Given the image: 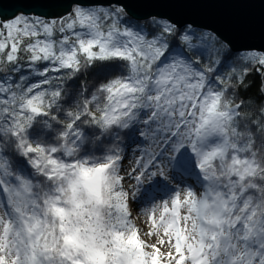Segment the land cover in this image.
<instances>
[{
  "label": "snow or ice",
  "instance_id": "snow-or-ice-1",
  "mask_svg": "<svg viewBox=\"0 0 264 264\" xmlns=\"http://www.w3.org/2000/svg\"><path fill=\"white\" fill-rule=\"evenodd\" d=\"M251 2L157 0L177 14L141 17L130 0H18L0 15V264H264V105L231 98L249 77L264 97V21L260 44L238 45L243 19L180 15ZM89 69L95 91L72 104ZM85 126L112 137L105 154Z\"/></svg>",
  "mask_w": 264,
  "mask_h": 264
},
{
  "label": "water",
  "instance_id": "water-1",
  "mask_svg": "<svg viewBox=\"0 0 264 264\" xmlns=\"http://www.w3.org/2000/svg\"><path fill=\"white\" fill-rule=\"evenodd\" d=\"M18 0H0V15L11 16L16 11L15 5ZM69 0H57L59 5H65ZM130 7L136 16H147L150 13L177 14V10L161 6L157 0H130ZM39 13L61 14L65 7L35 9ZM183 18L192 19L197 23H210L220 27L216 20L220 16L238 17L245 21L244 32L231 33L238 45L240 44H260V34L262 21H264V6L258 0L244 5H207L192 7L180 12Z\"/></svg>",
  "mask_w": 264,
  "mask_h": 264
},
{
  "label": "trees",
  "instance_id": "trees-1",
  "mask_svg": "<svg viewBox=\"0 0 264 264\" xmlns=\"http://www.w3.org/2000/svg\"><path fill=\"white\" fill-rule=\"evenodd\" d=\"M118 74V73H117ZM99 76L94 73L91 69L86 70L84 73L80 74L78 78H74L72 81H69L66 85L69 91L73 94L83 93V96L75 95V99L72 101V104L76 103L78 100L87 97L91 99V93L95 91V87L97 86V81ZM249 80L252 81L251 87H248L247 90L240 88L237 90V94L233 95L231 98L234 100L243 99L245 104L248 107H245L244 111L249 113L250 115L255 112V110L262 105H264V97H261L259 93L260 81L259 78L249 77ZM72 104H64L62 107L64 109H69L72 107ZM63 119V117H61ZM258 118V117H257ZM85 131L89 136V143L86 145V150L89 154H93L96 156H100L105 154L107 149L112 146L114 143L112 137L104 136L100 137L99 132L94 129H90L88 126H85ZM95 131V136L99 139H93V133ZM129 139L128 136L124 135V130L120 131V145L121 143L127 141Z\"/></svg>",
  "mask_w": 264,
  "mask_h": 264
},
{
  "label": "bare ground",
  "instance_id": "bare-ground-1",
  "mask_svg": "<svg viewBox=\"0 0 264 264\" xmlns=\"http://www.w3.org/2000/svg\"><path fill=\"white\" fill-rule=\"evenodd\" d=\"M132 150L129 151L127 150V148L124 150L125 154H127L126 160L125 162H123V167L124 168H129L130 165H132V161L136 158L135 157V153H134V146H132ZM134 166V165H133ZM150 183V182H149ZM148 189V183H146L141 189H140V193L143 194L145 192V190ZM165 198H167L165 196ZM140 200V196L138 195L137 197V201ZM157 202H159V200H157ZM148 205L146 203L141 204V211H134L133 215H134V219L138 220V226H140L142 228V230L144 228L149 227V224L146 220V218L144 217V215L142 214V209L144 207H147ZM140 223V224H139ZM149 242H151V240L149 239Z\"/></svg>",
  "mask_w": 264,
  "mask_h": 264
},
{
  "label": "rangeland",
  "instance_id": "rangeland-1",
  "mask_svg": "<svg viewBox=\"0 0 264 264\" xmlns=\"http://www.w3.org/2000/svg\"><path fill=\"white\" fill-rule=\"evenodd\" d=\"M122 148H124V150L127 148V150L129 151V148H130V150H132V146H134V153L136 152V148H137V146L135 145V144H133L132 142H131V139L130 140H127V141H125V142H123V143H121V145H120ZM125 156L127 157V154H125ZM126 160V159H125ZM125 162V161H124ZM140 224V223H139ZM151 240V237H149L148 238V240Z\"/></svg>",
  "mask_w": 264,
  "mask_h": 264
}]
</instances>
